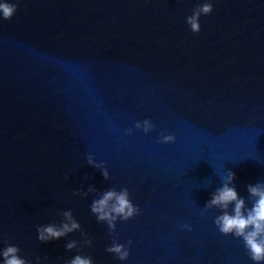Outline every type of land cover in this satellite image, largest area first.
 <instances>
[{"label":"water","instance_id":"95a60500","mask_svg":"<svg viewBox=\"0 0 264 264\" xmlns=\"http://www.w3.org/2000/svg\"><path fill=\"white\" fill-rule=\"evenodd\" d=\"M9 2L18 7L8 20L0 12V249L15 244L32 264L77 254L94 264H254L241 238L219 232L221 210L201 209L228 170L249 207L247 185L264 181V0H211L199 33L186 17L204 0ZM144 119L148 133L134 127ZM162 132L175 141L158 142ZM89 185L98 191L73 195ZM123 187L140 211L116 221L115 238L132 241L121 261L90 204ZM68 209L90 247L66 249L80 231L37 239Z\"/></svg>","mask_w":264,"mask_h":264},{"label":"clouds","instance_id":"9594fccd","mask_svg":"<svg viewBox=\"0 0 264 264\" xmlns=\"http://www.w3.org/2000/svg\"><path fill=\"white\" fill-rule=\"evenodd\" d=\"M18 4L9 2L0 3V12L5 20L11 19L17 10ZM213 11V3L211 0H204L198 3L193 9L192 14L186 17V23L190 26V30L199 33L201 30L200 17L209 15ZM134 127L142 129L145 133L150 132L155 125L150 119L136 121ZM132 128L125 129V135L131 134ZM175 141L172 134H160L159 141L162 143H170ZM87 164L95 169L100 170L103 178L108 180L109 171L104 161H96L92 153L86 155ZM67 179V176L65 177ZM235 173L228 170L227 175L222 180V186L218 187L212 194L211 199L206 202L201 209V215L208 209L218 208L221 214L217 215L214 223L219 232L223 235L232 234L236 238H241L244 247L254 264H264V181L247 185L248 199L252 201L251 207L246 204L244 197H241L234 185ZM84 180L88 177L85 175ZM98 189L94 185H89L87 190L82 187L74 190L73 195L88 196L89 193H96ZM90 211L94 214L99 222H106L109 228V235L113 236L110 246L106 251L115 255L121 261L126 260L130 251L129 248L132 241L127 244L120 243L115 238L116 221H127L137 215L140 211L139 207L134 205L129 198V190L123 187L119 190L110 188L100 193L90 204ZM63 220L59 225L55 223L43 224L37 227V239L40 242H48L65 237L74 231H80L81 236L85 237L81 241L75 239L67 241L65 247L68 251L76 249L78 244L81 246H91L92 238L87 232L83 231L81 224L75 219L71 209L64 210L61 213ZM184 228L191 230V225L184 224ZM20 248L15 244H8L0 249V257L2 264H32L20 255ZM36 264H40V257H36ZM64 264H94L91 256L77 254L70 260H66Z\"/></svg>","mask_w":264,"mask_h":264}]
</instances>
